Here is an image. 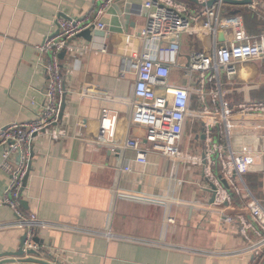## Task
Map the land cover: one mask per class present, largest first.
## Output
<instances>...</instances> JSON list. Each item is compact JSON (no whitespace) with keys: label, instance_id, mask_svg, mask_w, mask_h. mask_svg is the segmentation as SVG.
<instances>
[{"label":"crops","instance_id":"obj_1","mask_svg":"<svg viewBox=\"0 0 264 264\" xmlns=\"http://www.w3.org/2000/svg\"><path fill=\"white\" fill-rule=\"evenodd\" d=\"M100 1L0 0V127L29 121L40 111L45 75L34 46L54 29L55 18L92 14ZM144 1L113 0L101 17L105 31L92 30L90 40L72 39V44L105 47V52L76 58L67 51L62 58L65 65L75 61L79 66L65 77V107L56 124L66 135L57 140L46 133L34 137L21 199L25 203L20 205L23 216L34 214L45 225L36 231L42 241L37 256L51 264H264V249L246 250L238 220L210 210L212 193L204 187L200 166L155 151L147 152L146 163H138L135 151L123 147L129 138L149 146L146 129L131 122L135 72L123 73V68L149 50L169 66V85L189 90V111L198 112L197 73L186 74L191 54L214 55L229 42L264 33V0L223 2L213 37L182 34L157 42L139 37ZM175 1L191 16L209 8V0ZM160 47L173 52L163 55ZM223 91L233 108L263 101L264 59L237 63ZM104 114L114 123V145L93 149L90 144ZM233 125L232 146L242 180L264 204V118L235 117ZM202 128L201 120L188 118L181 147L200 152ZM2 153L0 147V163ZM10 161L15 165L18 158L13 155ZM9 180L0 169V199ZM244 200L239 198V204ZM16 218L0 201V256L20 247L25 230Z\"/></svg>","mask_w":264,"mask_h":264},{"label":"built area","instance_id":"obj_2","mask_svg":"<svg viewBox=\"0 0 264 264\" xmlns=\"http://www.w3.org/2000/svg\"><path fill=\"white\" fill-rule=\"evenodd\" d=\"M113 0H101L92 14L81 18L58 16L54 29L34 46L37 63L45 75L44 102L38 114L26 122H13L0 127V147L3 149L0 169L10 175V180L1 196V203L8 205L16 215V221L26 234L23 255L15 256L17 264H31L22 259L29 250H38L33 241L37 228L45 225L36 215H22L21 188L30 160L31 144L38 133H46L51 140L66 135L57 128L61 104L65 97V77L78 71L75 61L65 65L59 57L62 51H71L78 56L91 51L105 52V47L91 49L87 44H72V39L84 29L105 31L101 20ZM221 2L207 8L200 16H191L182 3L175 0H145L141 6L145 24L139 37L149 42L177 38L182 34L215 36L218 31V14ZM161 54L173 52L172 48L158 50ZM264 59V33L245 42H229L208 55L195 51L190 56L187 73H197L195 94L202 107L198 112L189 111V90L168 83L169 66L149 50L143 51L134 61L123 68V73L133 69L136 76L135 99L132 101L131 122L146 129L149 146H141L136 139L129 138L123 147L135 151V161L146 163L149 151L184 165H198L202 169L205 188H213L214 200L209 204L211 211L232 215L239 222V235L247 244L246 250L258 253L264 249V204L254 196L242 180L236 153L232 146L235 135L233 118H264V100L242 102L231 107L223 91L225 79L236 73L239 62ZM161 89L162 92L157 90ZM202 121V146L200 152L181 147L187 119ZM114 123L104 114L100 119L93 149L100 145H114ZM16 155L17 163L10 158ZM225 181V184L222 182ZM21 194V195H20ZM244 196L242 206L238 199Z\"/></svg>","mask_w":264,"mask_h":264},{"label":"water","instance_id":"obj_3","mask_svg":"<svg viewBox=\"0 0 264 264\" xmlns=\"http://www.w3.org/2000/svg\"><path fill=\"white\" fill-rule=\"evenodd\" d=\"M193 1H196V0H193ZM221 2V5L223 2H230V3H234V4H248L250 3L252 0H209L206 4L210 7L213 3H217V2ZM198 3H200L199 1H197ZM202 4H204L203 2H201ZM100 32H103L102 30H99ZM93 33H96V31H93ZM91 34H92V30L91 29H84L83 31H81L77 37H82L86 40H90L91 39ZM65 52L62 51L59 55V57L62 59L63 56H64ZM66 93V92H65ZM64 107H65V97L63 98V101H62V104H61V111L59 113V120L62 119L63 117V111H64ZM32 155V150H30V157ZM30 160H29V163H28V168H27V171H26V174L23 178V182H22V188H21V194L23 192V190L25 189V186L27 184V178H28V175H29V172H30ZM222 182L225 184V181L222 180ZM207 190L209 192L212 193V198H211V201L214 200V190L213 188H207ZM20 194V195H21ZM21 203H25V201H21ZM26 239V234L24 232L22 238H21V243H20V247L18 249V251L14 252V253H4L3 256H0V264H8V263H11V262H14V258L15 256H21L23 255V250H22V246H23V243H24V240ZM33 241L38 245V250H29L27 253L29 254L28 257L22 259L23 262H27V263H31V264H51L50 262L38 257V252H40L42 249H41V240L39 239V237L36 235L35 237H33ZM5 256V257H4ZM13 256V257H12Z\"/></svg>","mask_w":264,"mask_h":264}]
</instances>
